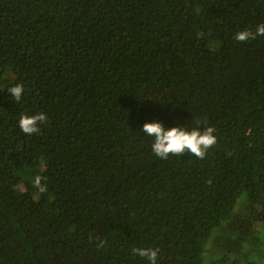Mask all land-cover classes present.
<instances>
[{"label": "trees", "instance_id": "trees-1", "mask_svg": "<svg viewBox=\"0 0 264 264\" xmlns=\"http://www.w3.org/2000/svg\"><path fill=\"white\" fill-rule=\"evenodd\" d=\"M260 24L264 0H0V264H264V36L234 39ZM146 122L217 144L160 159Z\"/></svg>", "mask_w": 264, "mask_h": 264}, {"label": "clouds", "instance_id": "clouds-1", "mask_svg": "<svg viewBox=\"0 0 264 264\" xmlns=\"http://www.w3.org/2000/svg\"><path fill=\"white\" fill-rule=\"evenodd\" d=\"M257 36H264V24L257 26L256 31L243 30L235 34L234 39L240 42L255 40ZM12 94V98L18 103L24 92L23 84H16L7 89ZM47 122V116L44 113L34 115H21L19 119V128L25 135L38 134L41 129L40 125ZM199 124V121L197 122ZM142 131L150 137H153L152 152L160 159H168L169 155L182 156L186 152H190L198 159H204L209 149L217 144V136L214 135L216 128L207 126L188 129L185 127H165L162 122L144 123ZM46 177L36 175L33 185L40 193L47 191V185L42 184V180ZM210 183V181H209ZM91 239V237H90ZM99 240L97 248H103L106 241ZM159 249L153 248H136L132 249L134 255L146 258L150 264H157Z\"/></svg>", "mask_w": 264, "mask_h": 264}, {"label": "rangeland", "instance_id": "rangeland-1", "mask_svg": "<svg viewBox=\"0 0 264 264\" xmlns=\"http://www.w3.org/2000/svg\"><path fill=\"white\" fill-rule=\"evenodd\" d=\"M14 171H15V174H18L20 176V181L18 183L19 188L23 189L26 185H29V186L33 185L35 176L32 174H29L30 168L22 164H18L14 167ZM258 224L261 227V233L257 237H255V241L251 243L250 249H252V255H263L264 256V223H258ZM260 260H262V257L260 258Z\"/></svg>", "mask_w": 264, "mask_h": 264}]
</instances>
